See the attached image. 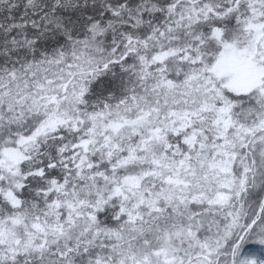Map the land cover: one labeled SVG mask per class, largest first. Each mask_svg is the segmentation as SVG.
Wrapping results in <instances>:
<instances>
[{
  "label": "snow or ice",
  "instance_id": "6c2138e0",
  "mask_svg": "<svg viewBox=\"0 0 264 264\" xmlns=\"http://www.w3.org/2000/svg\"><path fill=\"white\" fill-rule=\"evenodd\" d=\"M0 264H264V0H0Z\"/></svg>",
  "mask_w": 264,
  "mask_h": 264
}]
</instances>
